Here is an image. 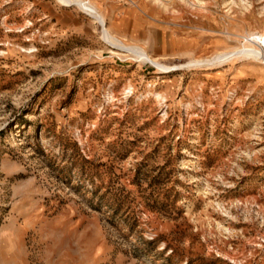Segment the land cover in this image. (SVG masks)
Segmentation results:
<instances>
[{"label":"rangeland","instance_id":"rangeland-1","mask_svg":"<svg viewBox=\"0 0 264 264\" xmlns=\"http://www.w3.org/2000/svg\"><path fill=\"white\" fill-rule=\"evenodd\" d=\"M65 1L0 0V264H264V0Z\"/></svg>","mask_w":264,"mask_h":264},{"label":"bare ground","instance_id":"bare-ground-1","mask_svg":"<svg viewBox=\"0 0 264 264\" xmlns=\"http://www.w3.org/2000/svg\"><path fill=\"white\" fill-rule=\"evenodd\" d=\"M62 1H64V0H62ZM65 2H67L66 5H69L71 1L67 0V1H65ZM75 2H77L78 5H79L82 9H84L87 13H89V14L91 15V17L93 16L96 20H98V21L101 23V25L104 27V22L100 19L99 15L96 13V11H95L93 8L88 7L86 4L82 3V1H78V0H76ZM104 28H105V27H104ZM104 33H105V39H106L107 41H109V42H112L110 34H109L106 30L104 31ZM130 51H131V50H130ZM137 53H138V55L141 57V60H142V59H143V60H149V59H150V58L148 57V55L144 53L143 50H140V49H139V50L137 51ZM255 53L258 54L259 52L257 51V52H255Z\"/></svg>","mask_w":264,"mask_h":264},{"label":"crops","instance_id":"crops-1","mask_svg":"<svg viewBox=\"0 0 264 264\" xmlns=\"http://www.w3.org/2000/svg\"><path fill=\"white\" fill-rule=\"evenodd\" d=\"M106 14V13H105ZM107 15V14H106ZM107 18H108V16H107ZM111 19H112V21L114 22L115 21V17L113 16V17H111ZM121 22L123 23L124 22V19H121ZM120 25V22L116 25V27L117 26H119ZM127 31H128V33H129V19H128V27H127Z\"/></svg>","mask_w":264,"mask_h":264}]
</instances>
